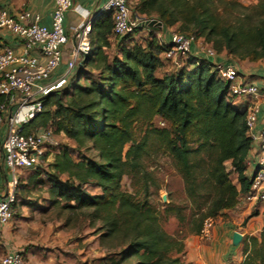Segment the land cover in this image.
<instances>
[{
  "label": "trees",
  "instance_id": "trees-1",
  "mask_svg": "<svg viewBox=\"0 0 264 264\" xmlns=\"http://www.w3.org/2000/svg\"><path fill=\"white\" fill-rule=\"evenodd\" d=\"M129 1L133 16L192 35L234 62L264 61V0L250 7L235 0H132V8ZM156 33L142 27L118 37L110 14L92 21L90 55L23 126L25 133L51 127L67 143L46 149L59 154L46 169H29V182L18 178L13 208L30 186L48 184L60 210L98 224L109 248L100 264H184L182 238L162 221L173 215L186 234L198 235L206 219L245 204L256 170L247 173L254 145L247 107L206 61L167 59ZM159 154L171 160L186 196V204L168 203L162 212L149 200L160 189L150 169ZM124 177L130 191L121 189ZM242 243L240 264H264V227Z\"/></svg>",
  "mask_w": 264,
  "mask_h": 264
},
{
  "label": "built area",
  "instance_id": "built-area-1",
  "mask_svg": "<svg viewBox=\"0 0 264 264\" xmlns=\"http://www.w3.org/2000/svg\"><path fill=\"white\" fill-rule=\"evenodd\" d=\"M53 10L49 27L39 25L37 21L28 22V13H22L15 19L7 11H0V31H6L16 37L21 44L17 53L11 48L0 50V160L11 178L7 181L3 197L0 199V225L9 223L14 215L17 172L29 170L38 165L45 156L47 148H56L51 127L39 128L25 133L23 126L39 116L43 109L42 98L62 88L77 68L80 61L91 53L89 34L95 19L108 14L112 16V32L122 37L132 34L145 20L133 16L127 0H106L104 5L91 17L74 29V45L71 58L67 62L66 73L51 82V77L62 63V47L67 42L64 29L66 12L72 7L73 0H52ZM163 33V27H157V37ZM197 39L192 35L169 32L162 45L167 59L186 57L192 53ZM197 54L207 62L211 71L223 81L229 83V94L237 98L256 99L259 89L255 84L244 80L236 63L223 61L219 54L208 44H199ZM258 107L251 103L247 107L245 124L249 135L256 144L255 171L249 192L244 196L245 204L264 202V128L257 130ZM252 161L247 160L251 165ZM213 219H206L199 231V237L210 240ZM0 264H26L21 251L7 254Z\"/></svg>",
  "mask_w": 264,
  "mask_h": 264
},
{
  "label": "crops",
  "instance_id": "crops-1",
  "mask_svg": "<svg viewBox=\"0 0 264 264\" xmlns=\"http://www.w3.org/2000/svg\"><path fill=\"white\" fill-rule=\"evenodd\" d=\"M105 1L106 0H73L72 7L66 12L64 19L67 42L62 47V63L52 75L51 82L63 76L67 71V62L71 58L74 45V29L83 23L87 17H91L97 12L104 5ZM53 6L52 0H0V11H7L15 19H20L22 13H28V22H34L36 20L39 25L46 27L50 26ZM144 31L147 32L148 29L143 28L141 30V32ZM171 31H173V29L163 28V33L161 32L159 40L163 42ZM199 44L204 43L202 40L198 39L193 45L190 55L201 60L203 56L197 54V46H199ZM130 45L131 42L128 43V46ZM5 48H11L19 53L21 51V44L16 37L10 35L8 32L0 31V50ZM219 58L223 61L236 63L239 66L243 78H246L249 83L255 84L259 90H261V83L264 86V71L261 72V69L255 65L257 62L242 61L237 63L225 53H220ZM258 69L259 72H257ZM246 73L247 75H245ZM236 103L243 108L254 103L258 107L256 129L259 130L264 128V91L260 93L256 99L240 98L236 99ZM2 139L3 136L0 134V143ZM53 153L55 154V158V156L59 154V151ZM255 154L256 144L253 145L249 155L250 160L253 159L251 163L252 167L255 166ZM45 156L41 162L44 161ZM0 161L1 199L6 189L7 181L11 176L2 160ZM31 174L32 170H19L17 172V176L20 178L22 184L29 182ZM26 206L27 204L17 205L14 209L13 217H15V219L21 218L19 213L20 208ZM215 222H217L216 219ZM21 225L22 224L16 223L15 221L0 225V259L7 254L21 251L24 255L26 264H39L41 261H46L49 258V260H52L55 264H59V256L57 259V255L53 253H42L40 249L27 245L28 243L25 242V238L20 231ZM263 227L264 202L243 204L223 213L217 225H213L210 240H204L200 238L199 235L186 234V232L183 233L180 229L178 233H183L181 237L184 243V254L182 258L186 264H240L244 259L242 241L246 237H258ZM234 232H238L242 235V240L237 246L232 244V235ZM42 254H44V256H42ZM50 255H53L54 259Z\"/></svg>",
  "mask_w": 264,
  "mask_h": 264
},
{
  "label": "rangeland",
  "instance_id": "rangeland-1",
  "mask_svg": "<svg viewBox=\"0 0 264 264\" xmlns=\"http://www.w3.org/2000/svg\"><path fill=\"white\" fill-rule=\"evenodd\" d=\"M235 1L247 7L257 3V0ZM133 4L134 1H129L131 8ZM144 35L145 33L141 32L139 38H143ZM255 65L261 69V72L264 71V61H257ZM259 69L257 72H259ZM245 75H247V73ZM260 87L261 90H259V94L264 91L262 83ZM155 124L159 126L163 125V123L159 121ZM54 137L58 142V147L60 144L67 143L63 135H54ZM55 151H59V149H51L45 156L44 161L39 163V166L46 169L47 165L53 162L55 155L53 152ZM150 169L154 173L160 186L158 191L152 190L150 194L149 200L152 205L162 212L165 205L168 203H172L173 205L186 204V196L181 177L175 172L171 160L166 155L159 154L155 158ZM253 170L254 167L250 165L247 173L250 174ZM231 177L235 180V175H231ZM41 178L45 179L44 175ZM29 188L30 189L21 196L18 202L21 201L20 203L24 205L30 202L32 205L30 204L20 208L19 213L21 218L15 219V217H13L11 220V222L15 221L16 223L22 224L20 231L25 238V242L28 243L27 245L40 249L42 253H53L57 255V259L59 256V264H100L99 259L106 255L109 248H107L101 239V233L96 230L98 224H90L88 220L80 214L73 215L60 210L59 205H54L52 203L53 199L48 195V184L41 182ZM121 189L130 191L129 180L126 177L121 181ZM88 190L90 192L94 191L91 186L88 187ZM21 204L17 203V205ZM220 217L222 216L216 218L217 222L213 219L215 226L219 222ZM162 225L165 231L178 238H182L181 235L186 232L185 227L179 225L173 215H170L166 220L162 221ZM180 229L183 231L182 234L178 233ZM42 256H44V254H42ZM50 256L54 259L53 255ZM71 257H73L74 260H72ZM49 259L46 261L43 260L39 264H55ZM184 264L186 263L184 262Z\"/></svg>",
  "mask_w": 264,
  "mask_h": 264
},
{
  "label": "water",
  "instance_id": "water-1",
  "mask_svg": "<svg viewBox=\"0 0 264 264\" xmlns=\"http://www.w3.org/2000/svg\"><path fill=\"white\" fill-rule=\"evenodd\" d=\"M152 26L161 27V23L157 20H154V19L153 20H147V21L140 23L137 28L152 27ZM241 240H242V235L238 232H234L232 235V244L234 246H237L241 242Z\"/></svg>",
  "mask_w": 264,
  "mask_h": 264
}]
</instances>
